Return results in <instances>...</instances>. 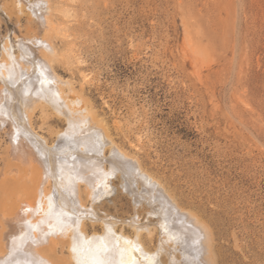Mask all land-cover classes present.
Segmentation results:
<instances>
[{
	"label": "rangeland",
	"instance_id": "obj_1",
	"mask_svg": "<svg viewBox=\"0 0 264 264\" xmlns=\"http://www.w3.org/2000/svg\"><path fill=\"white\" fill-rule=\"evenodd\" d=\"M12 1L0 0V51L47 33L57 72L207 227V257L264 264V0H101L99 22L91 0H51L54 32L30 28ZM43 113L33 123L54 141L62 121ZM115 185L103 209L129 220L134 201Z\"/></svg>",
	"mask_w": 264,
	"mask_h": 264
},
{
	"label": "bare ground",
	"instance_id": "obj_2",
	"mask_svg": "<svg viewBox=\"0 0 264 264\" xmlns=\"http://www.w3.org/2000/svg\"><path fill=\"white\" fill-rule=\"evenodd\" d=\"M88 2L86 17L100 21L101 0ZM11 7L30 28L55 31L51 0ZM38 30L0 51V264H214L207 227L119 146ZM37 109L62 121L53 142L33 123ZM114 185L134 201L129 220L103 209Z\"/></svg>",
	"mask_w": 264,
	"mask_h": 264
}]
</instances>
